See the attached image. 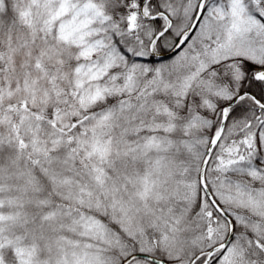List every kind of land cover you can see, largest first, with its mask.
<instances>
[{
  "label": "rangeland",
  "instance_id": "374dc122",
  "mask_svg": "<svg viewBox=\"0 0 264 264\" xmlns=\"http://www.w3.org/2000/svg\"><path fill=\"white\" fill-rule=\"evenodd\" d=\"M110 2L0 0V141L11 143L19 158L49 154L68 142L77 165L93 171L98 180L109 175L115 161L137 157V175L148 183L144 190L153 189L147 177L154 173L153 168L160 172L151 179L165 189L169 182L165 171H170V163L163 156L146 158L144 154L166 145L168 142L160 141L158 135L176 129L187 134H217L225 104L239 96L250 71L264 67V22L255 13L257 8H263L264 0H206L191 35L187 39L184 35L185 41L175 53L156 61L136 57L131 60L114 39L119 30L135 28L142 17L144 0H121L120 6ZM191 5L182 9L185 18L177 24L172 21L175 34L181 35L193 22L198 0ZM144 10L150 13L146 4ZM164 21L166 25L167 18ZM153 35L154 29L150 27L147 36L151 39ZM175 42L164 40L162 45L170 49ZM147 99L152 104L141 109L140 103ZM48 113L56 114V126ZM184 115L190 117L179 121ZM214 115L219 119L211 122ZM248 120H236L237 125L227 129L223 140L229 144L230 137L238 136ZM101 121L104 123L100 125ZM13 126L19 133L11 129ZM131 134L145 137L132 139ZM236 144L230 141V151L234 152ZM202 163L201 160L190 177L187 178L186 168L174 177L177 190L172 194V202L164 195L157 200L164 221L171 216L178 224L166 227L176 231L174 237L169 231L170 242L161 241L171 251L170 264L206 262L209 250L229 234L225 217L215 221L214 215L208 216L213 207L205 199L199 206L196 224L182 221L177 212L179 202L185 207L194 202L197 190L206 196L201 185ZM218 179L213 182L211 177V184ZM77 180L80 183L76 181L75 185L83 183ZM136 191L127 205L132 209L119 199L123 207L119 211L121 225L137 249L154 247L149 232L153 229L155 214L151 210L156 198H148L145 193L136 196ZM215 191L227 200L234 202L235 198L238 204L241 202L235 190L227 192L216 187ZM161 192L158 194H167ZM246 198L250 206L264 208L261 198ZM145 202L150 207L146 208L148 212L143 208L140 217L135 208ZM142 219L150 224L143 225ZM205 219L207 225L203 228ZM196 244L204 248L205 255L200 260L199 256L192 259L193 252L188 251ZM132 247L122 244L120 255L125 258L117 259L115 264L135 253ZM244 250L243 245H230L219 262L232 263ZM58 257L60 264H93L84 255L75 259ZM129 264L148 263L144 258H136Z\"/></svg>",
  "mask_w": 264,
  "mask_h": 264
},
{
  "label": "trees",
  "instance_id": "16d2710c",
  "mask_svg": "<svg viewBox=\"0 0 264 264\" xmlns=\"http://www.w3.org/2000/svg\"><path fill=\"white\" fill-rule=\"evenodd\" d=\"M113 2L117 6L122 4L121 0H111L110 4ZM193 2L195 0H149L146 6L152 14L159 11L167 12L174 24H177L185 18L182 9L187 5L188 8L192 7ZM186 12L189 15V11ZM164 26L163 16L154 19L141 17L135 28L119 30L114 39L131 60L135 57L145 61L160 60L162 58L150 53L149 45L152 38L149 39L147 32L151 27L156 34ZM179 36L171 27L158 39L156 49L165 50L163 41L169 39L177 41ZM142 52L148 55L138 56V53ZM242 89L253 91L261 101H264V80L257 79L254 71L247 74ZM49 116L53 118L56 126V114ZM189 117L184 115L178 119L183 121ZM218 117L214 115L210 121H218ZM222 117L223 112L220 123ZM245 117L249 120L243 126V130L239 131L238 136L230 137L231 142L237 143L232 152L230 141L228 144L223 140L224 134L228 128L237 125L236 120L240 121ZM11 129L14 131V126ZM140 135L141 139L145 137V134ZM140 135L131 134L129 137L137 139ZM213 135L202 131L187 134L181 129H176L170 134L158 135L160 141L162 139L168 143L161 144L144 156L146 158L163 156L170 163L168 166L170 171H165V174L168 173L169 182L164 186L165 189L161 188L159 181L151 179L153 176L158 177L160 172L158 168H153L154 173H149L147 177L154 186L148 191L144 190L148 183L145 181L143 183L137 175L139 174L135 167L139 161L137 157L115 161L108 171L109 175L98 180L93 171L77 165L75 154L68 142L49 154H32L19 158L11 143L0 141V264H60L56 258H60L58 256L61 255L67 259H75V256L80 258L84 255L93 264H115L117 259L125 258L120 255L122 244L133 246L134 252L159 256L170 264L171 251L167 246L164 248L165 243L161 241L170 242L168 225L178 224L172 221L174 218L171 216L164 221L162 215H159L162 214V206H157V200L164 195L171 201L172 194L175 195L174 191L177 190L173 184L174 177H178L179 171L185 168L188 169L187 178L193 175L194 170L199 168V162L205 158ZM16 136L19 138L17 134ZM254 142L258 144L257 149ZM143 159L141 162H144ZM211 177L214 179L213 182L219 178L220 183L217 181L216 184H211ZM77 179L83 181L79 186L75 185ZM206 183L216 202L233 222L234 234L225 249L230 245L236 247L243 245L245 248L242 256L232 263L219 262L225 251L220 249L212 255L207 264H264V208L250 206L246 200L249 195L264 200V109L252 95L243 96L229 107L224 132L215 143L207 164ZM216 187L227 192L235 190L234 193L241 199L240 204L235 198L234 202L223 198L215 191ZM135 190H138L136 196L145 193L148 198H156V207L151 210L152 214H155L152 221L153 229L150 228L149 232L154 247L137 249L135 247L137 244L132 242L121 225L119 211H123V207L119 202L122 201L128 209H132L127 205L135 197ZM161 190L167 194H158ZM204 199L213 207L212 212L207 211L210 212L208 216L212 218L214 215L215 221L225 217L230 228L229 218L199 190L194 202L186 203L187 207L181 202L177 204L180 219L194 223ZM148 207L150 206H147L146 202L140 207L136 206V215L142 216L144 211L148 212L146 209ZM202 217L206 218L204 215ZM142 222L143 225L150 224L148 220L142 219ZM202 225L203 228L207 225L206 219ZM170 233L172 236L176 233L174 228ZM200 247L196 244L188 249L193 252L190 255L192 259L199 256L200 260L205 255L204 248ZM144 260L148 264H157L149 259Z\"/></svg>",
  "mask_w": 264,
  "mask_h": 264
},
{
  "label": "water",
  "instance_id": "95a60500",
  "mask_svg": "<svg viewBox=\"0 0 264 264\" xmlns=\"http://www.w3.org/2000/svg\"><path fill=\"white\" fill-rule=\"evenodd\" d=\"M144 4H143V6L141 8V11H142V14H143V16L145 18H147V19H153V18H156V17H158L160 15H164V16L168 17L167 13L166 12H163V11H161L159 14H151V15L146 14L144 12ZM202 6H203V2L199 6V11L197 13V16H196L194 22L192 23V25L188 29H186L183 32V34H186V39L192 33V31L194 30V28L196 27V25H197V23H198V21L200 19L201 12H202ZM168 20H169L168 21V24L153 37V39L151 41V45H150L152 51L154 50V43L157 40V38H159L164 32H166L171 27L172 20L169 19V17H168ZM184 41H185V39L181 38L179 40V42L171 50L163 51V52H153V53L156 54V55H158V56H161V57H167V56L175 53L181 47V45H182V43ZM255 76H256V78L264 79V67H261L255 73ZM245 94L252 95L256 99V101L258 102V104L264 109V103L251 90H244V91H242L238 97H236L235 99H233L231 102L227 103L226 106L224 107V110H223V117H222V121H221V124H220L219 131L212 138V140H211V142L209 144V147L207 149L205 158L203 160L202 167H201V185H202V187H203V189H204L207 197L209 198L210 202L221 213H223L228 218H229V215L227 214V212L216 202V200H215V198L213 196V193L211 192L209 186L206 183V177H205V175H206L207 164H208L210 155L212 154V151L214 149L215 143L217 142V140L221 137V135L224 132L225 125H226V120H227V116H228V108L231 107V106H233L238 101L239 97H242ZM229 222H230V230H229V234H228L227 238L223 242H221L220 244H217L216 246L212 247L209 250V259L211 258V256L216 251H218L220 249H223L224 250L227 247V245L229 244V242L231 241L232 236L234 234V227H233V222H232V220L230 218H229ZM136 258L149 259V260H151V261H153V262H155L157 264H168V262L165 259L160 258V257L155 256V255H151V254H148V253H144V252H135V253L129 255L126 259L123 260V262L121 264H129V262H131L132 260H134ZM208 260L206 262L202 263V264H206L208 262Z\"/></svg>",
  "mask_w": 264,
  "mask_h": 264
},
{
  "label": "flooded vegetation",
  "instance_id": "af4514ba",
  "mask_svg": "<svg viewBox=\"0 0 264 264\" xmlns=\"http://www.w3.org/2000/svg\"><path fill=\"white\" fill-rule=\"evenodd\" d=\"M205 2H206V0H205ZM204 2V3H205ZM199 4H200V2H199ZM199 4H198V6H199ZM205 4H203V6H202V12L201 13H203V11H204V9H205ZM258 10V11H257ZM255 13L260 17V20H262L263 22H264V6H263V8H257L256 10H255ZM191 35V34H190ZM181 36L182 35H180L179 36V38H178V40L175 42V44L179 41V39L181 38Z\"/></svg>",
  "mask_w": 264,
  "mask_h": 264
},
{
  "label": "bare ground",
  "instance_id": "6f19581e",
  "mask_svg": "<svg viewBox=\"0 0 264 264\" xmlns=\"http://www.w3.org/2000/svg\"><path fill=\"white\" fill-rule=\"evenodd\" d=\"M136 76H138V75H136ZM166 86V85H165ZM150 104H152V101H150L149 102V99H147V101H142L141 103H140V105H142V107H141V109L143 108V107H145V106H148V105H150ZM145 110V109H144ZM103 121H101V122H99V124L100 123H102ZM104 123V122H103ZM101 125V124H100ZM12 126V125H11ZM5 131V130H4ZM4 131H1V133L2 132H4Z\"/></svg>",
  "mask_w": 264,
  "mask_h": 264
}]
</instances>
